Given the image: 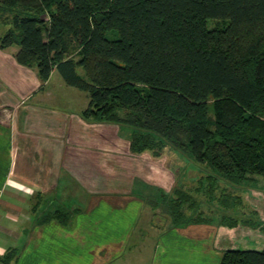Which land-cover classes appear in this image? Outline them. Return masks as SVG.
Listing matches in <instances>:
<instances>
[{"label": "trees", "instance_id": "16d2710c", "mask_svg": "<svg viewBox=\"0 0 264 264\" xmlns=\"http://www.w3.org/2000/svg\"><path fill=\"white\" fill-rule=\"evenodd\" d=\"M0 9L18 10L0 48L16 45V62L41 80L56 70L85 91L84 117L130 127L133 152L170 146L230 185L264 176V0H0ZM259 243L224 250L219 264H264Z\"/></svg>", "mask_w": 264, "mask_h": 264}, {"label": "crops", "instance_id": "0c3cea01", "mask_svg": "<svg viewBox=\"0 0 264 264\" xmlns=\"http://www.w3.org/2000/svg\"><path fill=\"white\" fill-rule=\"evenodd\" d=\"M15 47L0 48V264H147L149 245L158 263L215 250L217 264L224 250L253 242L224 210L207 215L211 197L196 198L204 166L170 146L133 152L130 127L85 118L88 94L56 70L41 80L37 67L16 62ZM262 183L230 185L236 203L264 195ZM261 209L242 219L259 223ZM56 210L70 212L65 222Z\"/></svg>", "mask_w": 264, "mask_h": 264}, {"label": "rangeland", "instance_id": "374dc122", "mask_svg": "<svg viewBox=\"0 0 264 264\" xmlns=\"http://www.w3.org/2000/svg\"><path fill=\"white\" fill-rule=\"evenodd\" d=\"M18 12V10H13L12 11H4L0 9V38L2 37L3 34H5V32H7L8 30H11V25H10V18L12 17V13H16ZM41 16H43L45 19L47 18V16L45 14H42ZM208 27L210 29H222L225 28L228 24V21L226 20H208L207 22ZM108 37L113 38L114 35L111 32H107ZM17 48V46L15 47ZM80 71L81 68L79 69ZM209 114H213V107L212 105L209 106ZM185 158V160L187 162H194L192 159L188 158V157H183ZM207 177V175L205 176ZM259 179H264V176H258ZM200 180V178H199ZM205 180V187L202 189L204 190L203 192H197L196 194V198H198V201L201 200H206L208 197H211L210 200L206 201V205H208L209 209L212 210V215L208 213V210L206 213L207 215L213 216L216 215V212L218 213V215H221V211L224 210V215L223 220L225 222H232L233 220L241 222L240 224V228L248 231V229H250L252 232L250 234V236L252 235L253 237L250 238V240L252 239L253 242L249 243V244H240L238 247H250V248H261V244L259 242L264 241V228H261L259 226H250V224L248 222H245L246 219H242V218H247V216H251L253 217V213L251 212L252 209L254 207H261L264 208V195L261 194V196L259 197H253L254 195H248L247 197L244 196L243 198V206H240L238 203H236V200H238L239 198H237L236 196L239 195V192L237 190V188H233L231 186H233V184L230 186V184L224 183V182H218L217 180H210V179H203ZM241 184L243 185H247L248 186V181H243ZM250 184V182H249ZM195 185V184H194ZM262 185H264V183H262ZM240 187L239 185H234V187ZM201 190V191H202ZM264 191V190H262ZM240 197V196H239ZM221 201H225V206L221 204ZM236 205V206H235ZM234 207H240V209H242V212H239V215L237 218L233 219V212H234ZM262 211H264V209H261ZM254 211V210H253ZM243 215H246L245 217H243ZM256 216V215H255ZM254 216V217H255ZM196 220H200L199 217H196ZM244 220V221H243ZM260 225H264V219H262L259 222ZM245 231V232H246ZM247 235H249L246 232ZM257 235V236H256ZM260 236V237H259ZM262 238V239H261ZM176 245H181V244H176ZM155 249L152 251V245H149V252H148V261L149 263L147 264H175L174 262L171 261V259H161L160 262L158 263V256L155 258L154 257V253H155ZM178 252L182 255L185 251H183L182 249H178ZM205 253H211L213 256L210 258L208 256H206L205 258H196L194 263H189V264H214L213 260H214V254L216 253L215 250H207ZM147 261V262H148ZM170 261V262H168ZM220 262V260H219ZM219 262L217 264H219ZM176 264H186V261H178V263Z\"/></svg>", "mask_w": 264, "mask_h": 264}]
</instances>
